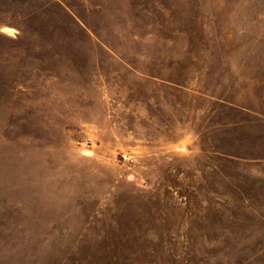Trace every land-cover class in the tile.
I'll use <instances>...</instances> for the list:
<instances>
[{
    "label": "rangeland",
    "instance_id": "1",
    "mask_svg": "<svg viewBox=\"0 0 264 264\" xmlns=\"http://www.w3.org/2000/svg\"><path fill=\"white\" fill-rule=\"evenodd\" d=\"M0 264H264V0H0Z\"/></svg>",
    "mask_w": 264,
    "mask_h": 264
}]
</instances>
